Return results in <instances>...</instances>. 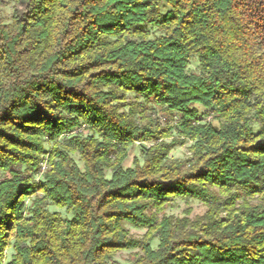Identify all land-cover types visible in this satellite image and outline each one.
I'll use <instances>...</instances> for the list:
<instances>
[{
    "label": "trees",
    "instance_id": "1",
    "mask_svg": "<svg viewBox=\"0 0 264 264\" xmlns=\"http://www.w3.org/2000/svg\"><path fill=\"white\" fill-rule=\"evenodd\" d=\"M10 248L264 264V0H0V264Z\"/></svg>",
    "mask_w": 264,
    "mask_h": 264
},
{
    "label": "rangeland",
    "instance_id": "2",
    "mask_svg": "<svg viewBox=\"0 0 264 264\" xmlns=\"http://www.w3.org/2000/svg\"><path fill=\"white\" fill-rule=\"evenodd\" d=\"M8 12H10V10H7ZM192 69L196 70L197 69V64L194 61L192 63ZM160 119V123L162 126L166 125V119L164 118V116L160 113V115L157 116ZM174 138V137H173ZM173 138L168 139V141H171ZM188 145H182V146H176L171 153V156L173 158H185L186 156H188ZM140 158V153H139V149L135 148L132 150L131 154H130V158L129 160L126 162L127 166H132L133 161L135 158ZM192 210V216H196V215H203L206 211V207L200 203H189L186 204L185 202L178 200L175 202L174 207L170 210H168V214L170 215H176V216H182L184 215V213L188 210V209ZM54 211H59L61 213H65L64 211L61 210H57V209H53ZM132 233L138 237H140L141 235L144 234L145 231L143 230H137V229H131ZM14 253V250L12 248L8 249L7 254H6V259L5 262L3 264H6L7 262H9L11 260V257ZM131 259H133V253L132 252H123L121 254H119V256L117 257V260L123 264H126L127 262H129Z\"/></svg>",
    "mask_w": 264,
    "mask_h": 264
}]
</instances>
